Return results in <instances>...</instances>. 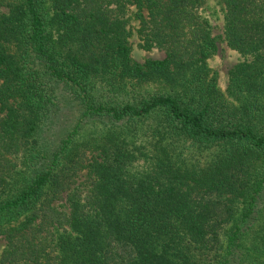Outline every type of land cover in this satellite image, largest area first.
<instances>
[{
    "label": "trees",
    "instance_id": "1",
    "mask_svg": "<svg viewBox=\"0 0 264 264\" xmlns=\"http://www.w3.org/2000/svg\"><path fill=\"white\" fill-rule=\"evenodd\" d=\"M205 1L0 0V264H264V0L225 90Z\"/></svg>",
    "mask_w": 264,
    "mask_h": 264
},
{
    "label": "rangeland",
    "instance_id": "2",
    "mask_svg": "<svg viewBox=\"0 0 264 264\" xmlns=\"http://www.w3.org/2000/svg\"><path fill=\"white\" fill-rule=\"evenodd\" d=\"M5 11V8H0V13ZM200 13L208 21L211 34L216 38L217 50L207 60V62L216 76L217 84L223 90H225L228 83L229 71L232 69V67H234L237 63L249 60L250 57L247 55H242L237 50L229 47L225 42L223 38V12L221 10V7L214 0H206L204 5L200 9ZM129 23L133 27V34L130 38V42L132 45L131 55L133 59L137 61H143L146 58L163 57V50H159L156 48L146 49L139 44L140 39L138 38L137 32V19L131 18L129 20ZM67 116H69V114H67ZM64 118L65 117L63 116L62 120H60L59 122V125L54 126L55 129H57V127L63 128L65 126L64 123L66 124V122ZM87 177V169H82L78 173L73 186L80 185L82 191L85 192L88 186ZM58 203H62L65 206L64 199L58 201L57 204ZM5 244V239L0 236V253L3 251Z\"/></svg>",
    "mask_w": 264,
    "mask_h": 264
}]
</instances>
